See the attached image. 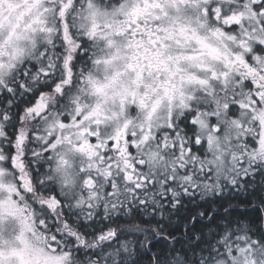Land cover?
Listing matches in <instances>:
<instances>
[{
	"label": "snow or ice",
	"instance_id": "snow-or-ice-1",
	"mask_svg": "<svg viewBox=\"0 0 264 264\" xmlns=\"http://www.w3.org/2000/svg\"><path fill=\"white\" fill-rule=\"evenodd\" d=\"M0 264H264V0H0Z\"/></svg>",
	"mask_w": 264,
	"mask_h": 264
}]
</instances>
